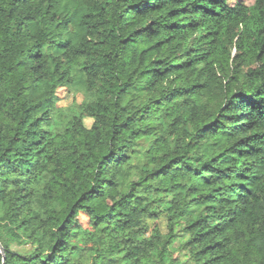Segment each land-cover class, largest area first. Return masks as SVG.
Listing matches in <instances>:
<instances>
[{
	"label": "trees",
	"instance_id": "1",
	"mask_svg": "<svg viewBox=\"0 0 264 264\" xmlns=\"http://www.w3.org/2000/svg\"><path fill=\"white\" fill-rule=\"evenodd\" d=\"M0 245L264 264V0H0Z\"/></svg>",
	"mask_w": 264,
	"mask_h": 264
},
{
	"label": "rangeland",
	"instance_id": "2",
	"mask_svg": "<svg viewBox=\"0 0 264 264\" xmlns=\"http://www.w3.org/2000/svg\"><path fill=\"white\" fill-rule=\"evenodd\" d=\"M244 1L246 4L248 5H251L254 0H242ZM231 2H233V0H231ZM73 97H74V94H71L69 93L67 90L65 89H62L60 91V101H59V104H58V107H69L71 106L72 102H73ZM78 101H81L83 99V96H81L80 94H77L76 95ZM75 114H79V110L78 109H74L73 111ZM73 112H71V114H73ZM69 113V112H68ZM70 114V113H69ZM69 117L66 116L65 114L63 115H54V119L49 121V124H44V128L47 129V130H50V131H53V132H61L64 130L65 128V125H66V120L68 119ZM87 123L90 124L91 121L88 119L87 120ZM162 226L164 227L165 226V223L163 222L162 223ZM20 250H24L26 248H19Z\"/></svg>",
	"mask_w": 264,
	"mask_h": 264
},
{
	"label": "water",
	"instance_id": "3",
	"mask_svg": "<svg viewBox=\"0 0 264 264\" xmlns=\"http://www.w3.org/2000/svg\"><path fill=\"white\" fill-rule=\"evenodd\" d=\"M0 249H1V252L3 253L4 252V250H3V248H2V246L0 245Z\"/></svg>",
	"mask_w": 264,
	"mask_h": 264
}]
</instances>
